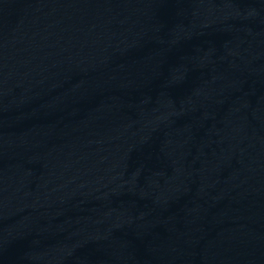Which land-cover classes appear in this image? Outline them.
<instances>
[{
	"label": "water",
	"instance_id": "95a60500",
	"mask_svg": "<svg viewBox=\"0 0 264 264\" xmlns=\"http://www.w3.org/2000/svg\"><path fill=\"white\" fill-rule=\"evenodd\" d=\"M0 264H264V0H0Z\"/></svg>",
	"mask_w": 264,
	"mask_h": 264
}]
</instances>
